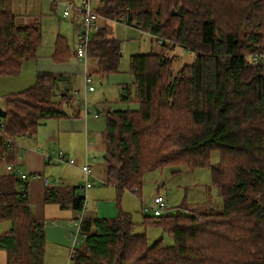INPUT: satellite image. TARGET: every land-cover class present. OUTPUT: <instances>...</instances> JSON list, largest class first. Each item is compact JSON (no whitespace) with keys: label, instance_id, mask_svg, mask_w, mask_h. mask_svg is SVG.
I'll use <instances>...</instances> for the list:
<instances>
[{"label":"trees","instance_id":"obj_1","mask_svg":"<svg viewBox=\"0 0 264 264\" xmlns=\"http://www.w3.org/2000/svg\"><path fill=\"white\" fill-rule=\"evenodd\" d=\"M94 1L105 24L138 29L156 45L193 56L177 68L174 55L167 53L129 57L133 82L121 87L118 98L137 109L105 114L104 184L113 186L119 198L124 190L138 193L148 172L209 168L221 205L181 206L166 216H144L145 226L172 237L171 246H164L162 238L149 244L144 233H132L131 215L121 210L115 219L83 217V246L73 250L71 260L264 264V0ZM10 5L11 0H0V77L19 76L23 64L37 58L42 42L39 21L17 26ZM178 9L180 14L172 16ZM121 45L105 25L94 27L86 51L92 73H116ZM51 57L64 63L76 54L58 37ZM74 95L69 77L41 72L30 87L0 97V223H9L0 234L5 264H45L44 222L31 214L29 182L7 170L16 164L15 141L35 135L44 121L78 118L86 104ZM78 188L47 187L43 203L63 209L69 202L81 211L85 198L74 195Z\"/></svg>","mask_w":264,"mask_h":264},{"label":"rangeland","instance_id":"obj_2","mask_svg":"<svg viewBox=\"0 0 264 264\" xmlns=\"http://www.w3.org/2000/svg\"><path fill=\"white\" fill-rule=\"evenodd\" d=\"M16 1L22 8L21 13L34 14L41 26L42 42L41 49L39 47L38 55L43 57L44 53L53 49L54 43L58 37H62L68 45L69 51L75 53L77 50L78 34L76 33L80 29L81 18L75 11H70L68 17H63V11L68 3H73L75 7H79L82 0H11ZM72 1V2H71ZM25 4V5H24ZM16 24L32 25L34 18H18ZM25 21V22H23ZM106 26V29L111 32L114 38L121 42L120 62L118 71L110 74L107 77H101L100 75L92 73V63L88 60L89 67H87L88 84L94 89L93 93H85L86 77L82 73V64L77 62L76 59H70L69 62L75 64L78 69L72 72L73 76V89L76 90V97L79 101L85 102L87 109L91 112L88 118H91L92 114L101 112V116L98 120H91L92 127L90 130L89 140L92 142V146L88 150V164L91 166L92 176L89 178L91 188L85 192L81 190V187L85 185V177L81 172V168L85 165V148L82 145L80 150L81 157L75 156L68 149L62 147V145L76 146L75 140H61L57 139L55 135L56 125L58 121L47 120L37 129L36 137L31 139L19 138L15 141V155L16 164L23 170L20 165L19 156L23 154V150L27 145L30 148H34L36 151L46 157H52L51 164L44 163L46 168L41 177L48 179L51 184L50 187L57 189L61 183H68L71 187H79L77 189L78 195L81 191L84 193V207L80 211L71 210L70 206L67 210L61 211L58 205L49 204L43 205L42 199L36 194H30V206L31 210L38 220L44 222L46 243L45 246V264H74L71 260L70 254L74 251H78L83 246L82 241L78 244H73L71 234L75 232V222L81 217L95 218L101 216L98 214L99 208L112 207L114 214L107 219H115L118 216V211H124L131 215L134 228L132 233L145 234L147 242L149 244L162 238L164 246L173 245V239L167 235L160 228L148 227L144 225V216L152 217L150 211L143 212L144 208L153 207V199L159 195L163 197L169 208L175 210L181 206L195 207L197 205H206L210 203L213 208H217L221 205V199L215 187L212 186L210 180L209 168H193L187 169L184 166H178L173 168H162L152 172L144 174L142 180L141 190L137 192H130L124 190L121 192L119 198L117 192L113 186L103 184L104 176V141L103 136L106 130L105 114L115 110H136L137 104H123L119 102V92L121 86L130 85L132 83V76L129 73V57L135 54H147L154 53H167L170 56L174 55L175 64L174 68L181 66L184 63H191L193 56L185 54L180 48H174L172 50L156 45L151 42V38L148 34L141 32L138 29L123 26L115 21H109L104 23L103 20L97 19L95 29ZM103 25V26H102ZM54 50V49H53ZM52 53V52H51ZM53 54V53H52ZM119 84L121 86H119ZM31 84H25V87H29ZM26 88H17L10 93H17ZM10 95V94H8ZM3 104H0V108ZM84 117V108L81 110ZM81 116V117H82ZM45 124V125H44ZM55 137V138H53ZM63 152L70 160L76 162L75 167H69L64 164H59L55 156L58 152ZM18 153V154H17ZM96 159V162H92ZM47 162V161H46ZM211 164L217 162L215 157H211ZM64 171L61 172V170ZM173 170H178V173L172 174ZM39 175V174H37ZM64 176H67L69 180H62ZM38 178V177H37ZM29 180V187L35 183L36 179ZM61 180L63 182H61ZM65 181V182H64ZM66 185V184H65ZM93 186V187H92ZM42 189L44 187H41ZM29 193V190H28ZM9 229L8 222L0 223V234L6 232ZM0 264H5V253L0 251Z\"/></svg>","mask_w":264,"mask_h":264},{"label":"crops","instance_id":"obj_3","mask_svg":"<svg viewBox=\"0 0 264 264\" xmlns=\"http://www.w3.org/2000/svg\"><path fill=\"white\" fill-rule=\"evenodd\" d=\"M22 8L20 7L19 4L16 3V1H14V2L11 1L10 9L16 17V22H17V20H19L18 18H20V17H23L24 19L25 18H27V19L34 18V22L38 21L34 14L26 13V9L24 11L25 13H21ZM23 22H25V21H23ZM78 31H79V29L76 32L77 34H78ZM93 32H94V30H93ZM41 47H42V45H41ZM41 47H40V49H41ZM53 49H54V46H53ZM53 49L50 52H49V50H44L46 52L44 53L43 57L38 55V53H39V50H38L37 51V58L34 61H29V62L24 63L19 76H17V77H0V97L7 96L8 94H14V93H10V92H12V90H16L17 88H26L25 84H31L32 85L34 83L35 74L41 73V72L65 75V76L69 77L70 81L73 84L74 79H73V76L71 74H72V72H75L77 69L79 71H81V68H78L75 64H72L69 61L64 62V63L55 62L51 57L52 53L54 52ZM79 63L82 64V73L84 74V77H86L88 79L89 78V76L87 75V67H89L88 60L86 59L85 62H79ZM105 77H107V76H105ZM132 82H133V79H132ZM87 84H88V82H87ZM86 86L87 85L85 84V90H84L85 93L86 92L87 93H93L94 92V89H92L91 91H87ZM119 86H121V85L119 84ZM121 87H123V86H121ZM73 93L76 94L78 92L73 89ZM119 94H120V92H119ZM74 96H76V95H74ZM77 101L79 102L78 99H77ZM0 104H3L1 107V108H3L4 103L1 100H0ZM109 111L110 110L108 109V112ZM98 113L101 116V112H97L95 114H98ZM89 114H91V112ZM89 114H87V115L84 114V117H83L82 113H81V115L78 118H67V119L57 120L58 125H56V131H55V135H56L57 139H61L62 141L63 140H67V141L68 140L69 141L75 140L76 141V143H77L76 146L62 145V147L68 149L70 152H72L78 158L81 157L80 150H81L82 145H84L85 161H88V159H89L88 158V150H89V147L92 146V142L89 140V138H91V136H90V130L92 127V121L91 120H98L100 118V116H99V118H94L93 114L91 115V118H88ZM44 122H46V121H44ZM43 123L41 125H43ZM35 135H33L31 137H36ZM31 137H23V138L31 139ZM53 138H55V137H53ZM29 146L30 145L26 144L27 148H25L23 150V154L19 156L20 162H21L20 165H22L23 170L17 164H15V166L13 168L15 171L21 170L22 172L35 175L36 176L35 178L38 177L35 180L36 182L33 183L32 185H30V187H29V183H28L27 192L29 190L28 202L30 205V194H34V195L36 194L39 198L42 199V203H43L44 191L47 188L44 185V181L48 180V179H44L43 177H41L42 175H40V173L42 174V172L44 171V168L47 167V166H45L44 163L51 164L52 158L49 159L48 157H46V160H45L43 154L39 153L34 148H30ZM15 159H16V156H15ZM16 162H17V160H16ZM67 166H69V165H67ZM75 166H76V162H75L74 166H69V167H75ZM62 171H64V169H62L61 172ZM37 174H39V175H37ZM62 178H63L62 180H69V178L67 176H64ZM103 178H104V176H103ZM62 180H61V182H63ZM65 184L61 183L60 187H58L57 189L63 190L66 188H73L68 183L65 182ZM103 184H104V182H103ZM41 187H44V188L42 189ZM74 188H76V187H74ZM74 195H76V196L78 195L77 190L74 192ZM68 203L66 204L65 208L61 209L59 207V209L61 211L67 210V207L70 206ZM49 204L44 203L43 205H49ZM55 205H58V204H55ZM30 209H31V206H30ZM71 210L73 211L72 208H71ZM31 214H32L33 218L38 219V217L34 215L32 210H31ZM98 214L101 216V218H99V217H95V218H98V219L114 218V217H111L114 214V209L112 207H110V208L109 207L99 208ZM95 218L91 217V218H87V219H95ZM46 245H47V243H46Z\"/></svg>","mask_w":264,"mask_h":264},{"label":"built area","instance_id":"obj_4","mask_svg":"<svg viewBox=\"0 0 264 264\" xmlns=\"http://www.w3.org/2000/svg\"><path fill=\"white\" fill-rule=\"evenodd\" d=\"M94 0H82L79 7H75L73 3H68L65 6V9L63 11V17H68L70 14V11H75L78 16L81 18V25L80 29L78 31V42H77V50H76V60L78 62H85L87 59V48L89 45L90 37L92 34V31L94 30L95 23L97 19L99 18L96 12L94 11ZM159 43H161V40H159ZM87 78L85 84L87 85ZM88 90L91 91L92 88L88 87ZM89 110L85 107L84 108V114H89ZM100 114H93L94 118H99ZM49 159L52 157H48ZM56 161L59 164L74 166L75 161L70 160L67 155L63 152H58L55 156ZM92 162H96V159H93ZM8 171L14 170L13 166H7ZM17 174V177L22 182H29L30 179H34L35 175H30L28 173L22 172L21 170L14 171ZM81 172L84 174L85 177V185L84 187H81L80 189L84 192L91 188V184L88 182L89 178L92 176V170L91 166L88 164V161H85V165L81 168ZM51 182L49 180L44 181V185L46 187H50ZM83 191H81L82 196H84ZM150 211L152 214V217H161L166 216L168 214L173 213L175 210L168 207L166 200L157 195L153 199V207L152 208H144L143 212ZM71 238L73 239V244H78L82 241L81 232L79 230V224L75 230L74 233L71 234ZM73 256V253L70 254V258Z\"/></svg>","mask_w":264,"mask_h":264},{"label":"bare ground","instance_id":"obj_5","mask_svg":"<svg viewBox=\"0 0 264 264\" xmlns=\"http://www.w3.org/2000/svg\"><path fill=\"white\" fill-rule=\"evenodd\" d=\"M75 54H76V51H75ZM82 218H83V217H81L80 219L76 220V222H75V230H76L78 224H79V230H80V228H81V220H82Z\"/></svg>","mask_w":264,"mask_h":264},{"label":"water","instance_id":"obj_6","mask_svg":"<svg viewBox=\"0 0 264 264\" xmlns=\"http://www.w3.org/2000/svg\"><path fill=\"white\" fill-rule=\"evenodd\" d=\"M179 14H180V9H178L177 12H173V11H171V15H172V16H178Z\"/></svg>","mask_w":264,"mask_h":264}]
</instances>
